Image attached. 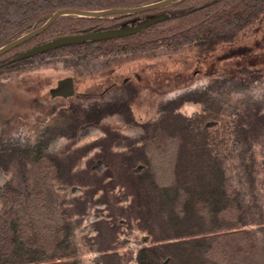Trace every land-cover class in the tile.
Segmentation results:
<instances>
[{
    "label": "trees",
    "instance_id": "1",
    "mask_svg": "<svg viewBox=\"0 0 264 264\" xmlns=\"http://www.w3.org/2000/svg\"><path fill=\"white\" fill-rule=\"evenodd\" d=\"M160 1L0 0V48L61 9ZM263 10L264 0H177L137 14H64L0 56V74L35 60L64 58L73 66L220 39ZM158 16L163 19L129 36L74 41L12 61L58 38ZM130 101L79 95L52 114L35 142L0 137V171L7 175L0 182V264H83L87 255L91 264H264V71L214 76L143 122ZM186 103L200 110L186 113ZM113 115L139 127L140 135L107 121ZM89 125L102 136L81 143ZM128 242L136 245H122Z\"/></svg>",
    "mask_w": 264,
    "mask_h": 264
},
{
    "label": "rangeland",
    "instance_id": "2",
    "mask_svg": "<svg viewBox=\"0 0 264 264\" xmlns=\"http://www.w3.org/2000/svg\"><path fill=\"white\" fill-rule=\"evenodd\" d=\"M138 24L127 22L119 28ZM63 59L35 60L0 74V137L22 144L35 142L52 114L72 100L77 102L79 95H94L102 100L128 96L135 117L143 122L154 117L166 101L203 86L214 76L243 68L264 71V10L220 39L181 48L92 57L77 60L73 66ZM69 80L74 94L53 98L50 90ZM183 110L191 114L200 106L186 103ZM107 121L129 136L141 133L139 127L126 125L119 115ZM101 136L98 127L89 125L80 131L79 140L88 143ZM62 142L58 139L52 146L58 148ZM6 177L0 171V182ZM89 257H83V264H91Z\"/></svg>",
    "mask_w": 264,
    "mask_h": 264
},
{
    "label": "water",
    "instance_id": "3",
    "mask_svg": "<svg viewBox=\"0 0 264 264\" xmlns=\"http://www.w3.org/2000/svg\"><path fill=\"white\" fill-rule=\"evenodd\" d=\"M177 0H163L157 3H153L150 5L142 6V7H137V8H130V9H109V10H103V11H87V10H77V9H61L55 12L45 24L40 26L39 28L19 37L18 39L8 43L7 45L3 46L0 48V56L4 55L5 53L11 51L12 49L18 47L19 45L25 43L26 41L38 36L41 34L43 31H45L49 26L52 25V23L61 17L64 14H77V15H82V16H89V17H101L105 16L108 14H119V13H142L148 10H153V9H158V8H164L167 6H171L173 3H175ZM163 18L162 16H158L155 18L148 19L138 25L135 26H129L125 28H115V29H108L104 31H99V32H92L88 34H83V35H76V36H69V37H63V38H58L56 40H53L51 42H48L46 44L40 45L24 54L21 56L15 58L12 61H17L23 58H29L32 56H35L37 54L46 52L50 49L58 48L60 46H64L67 44H70L74 41H79V40H85V39H91V38H115V37H124V36H129L132 34H135L139 32L142 29H145L159 21H161ZM50 94L53 98L57 96H64L68 97L69 95L74 94V89L72 87V90L68 89L67 92H64L60 87H55L50 90Z\"/></svg>",
    "mask_w": 264,
    "mask_h": 264
},
{
    "label": "flooded vegetation",
    "instance_id": "4",
    "mask_svg": "<svg viewBox=\"0 0 264 264\" xmlns=\"http://www.w3.org/2000/svg\"><path fill=\"white\" fill-rule=\"evenodd\" d=\"M58 87H60L64 92H67L68 91V89H70V90H72V87H73V83H72V81H65V82H63V83H61V84H59L58 85ZM58 97V96H57ZM64 97V96H63ZM56 98V97H55Z\"/></svg>",
    "mask_w": 264,
    "mask_h": 264
}]
</instances>
